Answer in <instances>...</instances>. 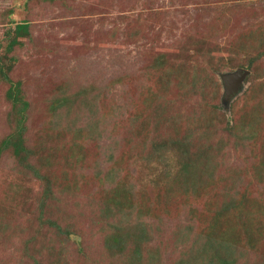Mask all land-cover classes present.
<instances>
[{"label": "rangeland", "instance_id": "rangeland-1", "mask_svg": "<svg viewBox=\"0 0 264 264\" xmlns=\"http://www.w3.org/2000/svg\"><path fill=\"white\" fill-rule=\"evenodd\" d=\"M0 65L29 152L0 154V264H173L217 212L264 264V0H0ZM247 65L226 112L221 77Z\"/></svg>", "mask_w": 264, "mask_h": 264}, {"label": "trees", "instance_id": "trees-1", "mask_svg": "<svg viewBox=\"0 0 264 264\" xmlns=\"http://www.w3.org/2000/svg\"><path fill=\"white\" fill-rule=\"evenodd\" d=\"M42 1L53 2L54 0ZM28 34L29 24L27 22L15 23L13 38L7 44L6 51L10 52L15 45L20 44L21 46L20 39L28 37ZM10 59L13 60L12 57ZM164 59V55L158 56L155 59L154 67L156 66L158 69L164 63ZM249 67L250 65H247L245 69L249 70ZM0 75L9 85L5 96L11 103L12 109L18 107L16 109L19 115L15 131L0 141V154L4 149L11 148L13 155L24 163L29 155L22 137V121L24 119L22 113L27 107V102L22 100L20 83L9 80L1 65ZM117 185H111V200L119 202V199H125L131 202L128 197L131 198L132 190L130 188L120 190ZM229 202H233L232 197H230ZM226 217L217 212L206 217L201 222L202 225L198 226L199 228H196L194 224L191 228L186 229L182 239L187 240L194 234L196 236L189 240L186 249L181 250L179 257L173 264H245V261L239 263V260L254 249V242L251 240L252 229L248 228L250 221L241 223L243 230L241 232L237 231L232 224L224 221ZM110 243L112 244L108 242V248L114 246V236H112Z\"/></svg>", "mask_w": 264, "mask_h": 264}, {"label": "water", "instance_id": "water-1", "mask_svg": "<svg viewBox=\"0 0 264 264\" xmlns=\"http://www.w3.org/2000/svg\"><path fill=\"white\" fill-rule=\"evenodd\" d=\"M250 74L249 70L245 68H237L233 72L223 74L221 79L223 82V96H222V106L226 110L229 109L230 102L235 98L242 88V83L246 77Z\"/></svg>", "mask_w": 264, "mask_h": 264}]
</instances>
